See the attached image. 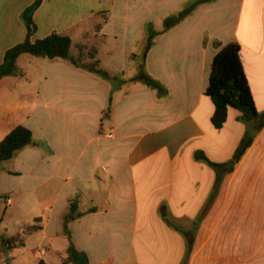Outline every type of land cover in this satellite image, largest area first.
<instances>
[{"label":"crops","instance_id":"1","mask_svg":"<svg viewBox=\"0 0 264 264\" xmlns=\"http://www.w3.org/2000/svg\"><path fill=\"white\" fill-rule=\"evenodd\" d=\"M36 1L0 0V64L26 40L23 14ZM190 1L42 0L34 40L70 37L72 56L80 47L95 49L102 70L130 81L138 73L131 56L147 45L144 26L163 33L166 18ZM230 43L242 47L264 115V0H216L158 36L146 69L169 96L158 99L129 82L113 93L105 122L109 83L65 60L21 56L24 76L0 80V142L25 126L35 144L0 164V198L7 208L30 210L29 227L40 230L13 249L0 234V264H48L55 239L66 236L62 220L74 199L84 216L68 230L89 264H264V128L232 171L197 159L203 153L215 164L230 162L248 132L235 109L216 129L205 95L213 61ZM19 85H38L34 104L18 94ZM193 230L189 251L186 233Z\"/></svg>","mask_w":264,"mask_h":264},{"label":"trees","instance_id":"2","mask_svg":"<svg viewBox=\"0 0 264 264\" xmlns=\"http://www.w3.org/2000/svg\"><path fill=\"white\" fill-rule=\"evenodd\" d=\"M214 2H216V0L190 1L176 15L166 18V30L163 33L168 32L181 24L197 12L202 6ZM41 3L42 0H37L24 12L23 20L28 29L27 38L23 43L17 45L6 53L4 62L0 64V80L9 77L24 76L18 66V61L23 55H30L51 61H68L75 68L93 74L111 85L112 93L108 109L104 113V122L110 119L113 110V93L121 90L129 82L144 84L149 89L156 92L158 99H164L169 96V90L160 81L150 76L146 69V60L148 54L155 46V39L163 34L155 32L152 25L144 26V32L147 35V45L143 54H133L131 56V60L135 62L138 67V73L132 80L128 81L123 74L112 75L108 71L102 70L99 67V63L94 61L96 56L95 49L88 50L86 47H80L78 57L72 56L73 41L70 37L53 34L43 40H34L37 31L34 16L41 6ZM241 53L242 47L239 43H230L221 47L213 61L209 86L205 94L212 100L215 106V114L212 122L216 129H222L225 126L228 121L230 109L239 111L241 114L239 121L248 126V132L230 162L218 165L211 162L203 153L197 154L198 160L203 161L218 170L223 168L229 169L230 171L234 170L236 164L240 162L246 151L252 146L256 136L264 128V115H261L257 109L250 82L242 62ZM88 60H93L94 62L92 64H86V61ZM34 144L35 137L32 130L25 126L16 127L2 142H0V164L11 161L23 149ZM37 146L42 148L47 147L45 142H39ZM92 212H94V210H92ZM83 216L84 214L79 212V200L74 199L70 201L69 213L62 220L64 234L70 241V247L68 250L69 259L65 261H71L75 264H89L87 255L79 252L75 248L68 230L69 223L77 221ZM38 230L40 229L36 225L28 227L23 230L22 237L18 236L11 239H4L3 244L9 249H13L16 246H23L25 238L36 233ZM182 232L186 233V231ZM193 232L194 230L186 233L189 235V251H191L195 241Z\"/></svg>","mask_w":264,"mask_h":264},{"label":"rangeland","instance_id":"3","mask_svg":"<svg viewBox=\"0 0 264 264\" xmlns=\"http://www.w3.org/2000/svg\"><path fill=\"white\" fill-rule=\"evenodd\" d=\"M37 87L38 85H19L17 86L16 90L19 95L24 94L23 98L27 99L28 103L34 104L33 101L30 99L31 98L33 99L35 97ZM6 210L8 212L4 217V223H2V225L0 226V234L3 235L5 239L10 236L12 237L19 236V233H20V237H22L23 234L22 229L24 228L26 229L30 225H32V221L30 219L32 212L29 210L22 213L15 210V208H10V207L7 208L6 201L0 198V215H3L6 212ZM24 225L26 227H24ZM56 227L58 228V226ZM69 243L70 241L67 236L60 235L58 238H56L55 242L53 243V248L49 250V254L46 257L48 264H59V262L62 259V252L65 249V247L68 246ZM36 245H37V238H32L29 241L30 248L33 247L35 248ZM16 254L18 255V253Z\"/></svg>","mask_w":264,"mask_h":264},{"label":"built area","instance_id":"4","mask_svg":"<svg viewBox=\"0 0 264 264\" xmlns=\"http://www.w3.org/2000/svg\"><path fill=\"white\" fill-rule=\"evenodd\" d=\"M109 137H111V135ZM61 264H75V263L71 261H63Z\"/></svg>","mask_w":264,"mask_h":264}]
</instances>
